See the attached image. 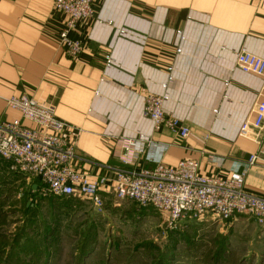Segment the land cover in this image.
I'll return each instance as SVG.
<instances>
[{
	"label": "crops",
	"instance_id": "0c3cea01",
	"mask_svg": "<svg viewBox=\"0 0 264 264\" xmlns=\"http://www.w3.org/2000/svg\"><path fill=\"white\" fill-rule=\"evenodd\" d=\"M95 8L70 32L85 45L72 58L58 40L64 16L54 0H0V120L20 116L6 105L12 95L54 105L79 129L77 166L95 176L121 166L122 136L164 147L167 165L193 158L219 176L258 151L238 130L264 99V77L241 71L236 58L241 50L264 58V0H96ZM151 94L165 97L188 137L154 130ZM138 163L152 166L144 155ZM245 185L264 196V159Z\"/></svg>",
	"mask_w": 264,
	"mask_h": 264
},
{
	"label": "built area",
	"instance_id": "2783aa9c",
	"mask_svg": "<svg viewBox=\"0 0 264 264\" xmlns=\"http://www.w3.org/2000/svg\"><path fill=\"white\" fill-rule=\"evenodd\" d=\"M95 4L96 0H54V8L64 16L58 40L72 58H77L85 45L70 32L79 21L96 16ZM236 66L264 77V58L252 52L241 50ZM164 103L165 97L158 94L145 100V114L154 130L168 128L181 138L188 137L189 127L168 113ZM6 105L20 116L0 120V160L7 172L30 181L33 190L83 198L100 212L106 203L104 194L111 190L115 202L151 207L166 218L169 227L185 220H229L235 215H247L264 224V196L245 185L251 167L264 159V99L255 102L238 130V136L253 141L259 149L246 161L233 164L226 176L201 172L199 161L193 158L167 165L163 162L164 147L148 138L130 136L116 142L114 154L121 166L111 169L113 177L95 176L77 166V161H83L76 151L79 129L57 116L54 105L28 94L12 95ZM143 155L152 166L139 165Z\"/></svg>",
	"mask_w": 264,
	"mask_h": 264
},
{
	"label": "rangeland",
	"instance_id": "374dc122",
	"mask_svg": "<svg viewBox=\"0 0 264 264\" xmlns=\"http://www.w3.org/2000/svg\"><path fill=\"white\" fill-rule=\"evenodd\" d=\"M0 160V264H264V224L247 215L169 227L151 207L36 191Z\"/></svg>",
	"mask_w": 264,
	"mask_h": 264
},
{
	"label": "trees",
	"instance_id": "16d2710c",
	"mask_svg": "<svg viewBox=\"0 0 264 264\" xmlns=\"http://www.w3.org/2000/svg\"><path fill=\"white\" fill-rule=\"evenodd\" d=\"M71 198H75V197H71Z\"/></svg>",
	"mask_w": 264,
	"mask_h": 264
}]
</instances>
